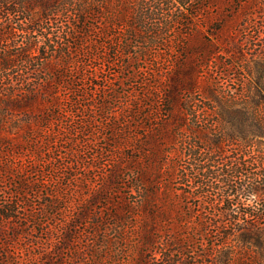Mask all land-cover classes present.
Masks as SVG:
<instances>
[{"label":"trees","instance_id":"16d2710c","mask_svg":"<svg viewBox=\"0 0 264 264\" xmlns=\"http://www.w3.org/2000/svg\"><path fill=\"white\" fill-rule=\"evenodd\" d=\"M234 5L250 8L247 0H0V264H23L1 240L10 221L12 242L28 238L25 264H54L65 248L76 264H246V246L259 247L264 234V199L254 198L264 188V73L235 90L207 79L238 20L221 12L212 36L200 30L211 12ZM255 52L264 59V48ZM67 110L77 114L68 130ZM77 131L105 141L94 149L107 162L103 184L55 233L46 219L65 216L63 185L45 178L78 161L43 153ZM36 228L48 235L40 243L29 238Z\"/></svg>","mask_w":264,"mask_h":264},{"label":"rangeland","instance_id":"374dc122","mask_svg":"<svg viewBox=\"0 0 264 264\" xmlns=\"http://www.w3.org/2000/svg\"><path fill=\"white\" fill-rule=\"evenodd\" d=\"M247 1L248 4H250V8H240L234 5L226 7L224 11L211 12L209 18L210 22L207 24L206 21H202V26H200V30L205 36H212L213 33H215L214 29H219L221 27V21L225 19L221 12H225L226 17H234L238 20V25L230 28L229 31H224L223 35L225 38L228 37V39H226L224 43L217 45L218 50L221 51L217 54V57L211 61L209 68L207 70L205 69L208 71L207 79H210L209 76L212 75L214 79L221 81L228 89H242L243 86L239 85L241 80H244L249 88L251 86L250 84L255 85L256 80L259 78V74L264 73V68L262 67L264 59H255V50L264 48V0ZM182 46L179 60L182 64H186L188 61L187 43L184 42ZM239 59H241V62H237ZM256 61H259V64H255ZM86 70H91L90 66H86ZM104 70L105 66L102 70H99V73H104ZM111 72L113 71L111 70ZM148 78L150 81L154 82L152 77ZM197 98L200 99L202 97L197 96ZM76 116L77 114L75 112L68 111V122L63 123L62 126L68 130V128L74 124ZM233 119L229 128L231 127V130L235 131L238 121L237 117H234V115ZM232 123H234V126H232ZM96 129L102 131L99 127ZM109 133V131H106V135ZM51 145L52 147L47 152L43 153L45 155L44 157L49 158V161L56 162L57 159H61L62 163H71L72 165L75 163L74 159L78 161L74 169H57L53 177L45 178L49 181V185H56V182H60L59 185H63L56 191H59L60 199H65L63 204L67 209L66 214L64 217L56 215L53 218L46 219V222H50L51 229L54 230L55 233H60V229L63 227L65 221H69L73 211L77 209L79 201L89 198L95 192L94 190H97V186L103 184L101 166L107 162L102 159V156H96L97 154L94 149L98 146L105 145V141L97 138V136L91 132L84 133L77 131L70 135H61L60 138L56 139L54 144ZM72 147L77 150L76 154L69 152ZM104 153H106V150H104ZM21 157L23 160L26 159L24 155ZM109 158V161L114 159L110 154ZM55 165H57V163L50 167L54 168ZM36 178H38V176H34V180ZM43 189L44 193H51L54 191L49 186ZM114 190L116 191L117 187H115ZM254 198L257 200L264 199V188L254 195ZM4 200L6 201V195L0 193V203H3ZM39 201V198H30L29 202L31 204L33 203L32 207H30L31 204L28 206L30 212L36 213L38 209H40ZM94 203L98 206L100 201L98 202L95 200ZM30 220L31 219H29L27 223L26 221L22 222L24 227H27L28 224L32 226ZM1 221L2 219L0 218V222ZM3 224H5L4 229L7 231V236H3L1 240L9 242L7 252L19 262L23 264L27 263L30 258H28L26 250L28 246H25L27 245L25 242L28 240L24 235L25 232H21L16 241L12 242L10 236H13V230H15L13 227L14 223L10 221L8 223L3 222ZM47 236L48 235H44L42 231L36 228L29 238H32L34 243H36V241L40 243L41 240L46 239ZM49 237L51 245L49 246L50 250L57 246V242L60 239L56 234ZM245 252L247 253L246 264H264V234L262 235L259 247L247 245ZM70 257L71 251L65 248L62 250L58 261H54V264H76L71 262ZM35 260H39L38 255H36Z\"/></svg>","mask_w":264,"mask_h":264}]
</instances>
